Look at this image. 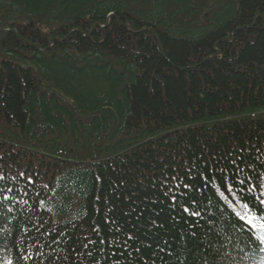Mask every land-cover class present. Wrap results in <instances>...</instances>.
<instances>
[{
    "label": "trees",
    "instance_id": "16d2710c",
    "mask_svg": "<svg viewBox=\"0 0 264 264\" xmlns=\"http://www.w3.org/2000/svg\"><path fill=\"white\" fill-rule=\"evenodd\" d=\"M263 226L264 0H0V264H261Z\"/></svg>",
    "mask_w": 264,
    "mask_h": 264
}]
</instances>
